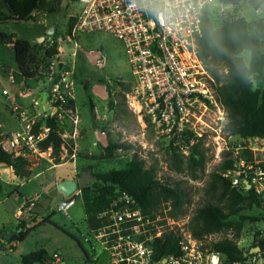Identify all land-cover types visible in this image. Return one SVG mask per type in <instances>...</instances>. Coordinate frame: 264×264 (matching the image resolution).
<instances>
[{"label":"rangeland","instance_id":"1","mask_svg":"<svg viewBox=\"0 0 264 264\" xmlns=\"http://www.w3.org/2000/svg\"><path fill=\"white\" fill-rule=\"evenodd\" d=\"M229 1L231 0H225L218 7L209 10V17L215 29L231 19L244 18L251 27L264 20V9L257 11L247 0H234L230 4ZM55 4L56 0H43L33 13L34 21L0 22V120L4 124L0 143L8 139L12 132L22 129L18 117L10 111L11 96L16 97L21 111L31 116L37 125L43 126L46 115L53 113L51 81L56 79L57 71L70 65V58L68 55L45 57L46 50L60 39V36L47 35L46 30L54 27L59 34L65 35L70 18L81 8L74 0H60L59 7H55ZM2 10L4 12V9ZM17 39L28 42L37 59V63L30 66V73L33 74L31 78H26L18 69L14 52V42ZM80 43L84 52H81L75 63V105L78 108L79 124L75 131L73 128L61 130L68 140L62 147L60 163L52 158L51 149L42 152L38 145H35L22 150L23 156L31 163L30 178L20 179L14 172L9 174L7 171L10 170H5V167L0 165V178L7 188L5 199H9L6 202L0 200V231L15 232L25 219H28L27 230L39 225L43 217H49L52 224L42 225L31 232L17 251L1 250L0 264H22V255L41 248H46L50 255L61 254L63 258L58 264H106L104 258L99 261H86L82 250L83 238L80 235L86 232V215L91 211H99L104 204L102 199H97L92 194L85 196L81 192V197L77 198L67 216L58 210L63 199L62 195H58L52 200L44 216L33 215L30 218L29 212L34 207H31V203L38 202L33 199L36 198L40 185L45 188L44 191H48L52 175L56 180L77 179L88 170L96 175L111 169H123L137 157L144 161L146 169L152 171L162 184L179 189L184 194L181 213L175 216L173 205L168 202L160 205L157 210L159 216L164 218L174 231H179V227L184 226L192 231L200 208L210 203L222 208L227 207V200L223 197L222 180L219 179L213 184V175L223 172L220 168L226 160L243 155V152L233 150V146L247 148L251 151L255 163H264L263 139L232 136L227 131L228 117L221 104V109L210 107L207 111L196 112V118H193L189 125L182 127V132L179 133L175 126L169 133L167 125H159L154 121L152 114L141 110L132 94L122 86L133 84L134 77L121 44L107 34L82 36ZM62 49L65 53L70 50L69 46L64 44ZM91 51H100L103 54V67L93 65L90 60L93 55L88 56ZM241 57L248 65L250 52L245 51ZM219 74L217 90L221 102L228 71L221 66ZM86 79H89L87 87L84 84ZM254 85L264 92V79L261 82L254 81ZM4 90L9 92L10 97L3 95ZM35 102H39L38 106H35ZM73 135L74 140L71 139ZM109 143L125 144L130 148L107 151ZM73 149L76 153L74 160L77 162L73 160L75 163L68 162L57 167L67 162ZM53 164L57 168L51 171L52 175L46 174L29 181L36 174L46 172L49 167L54 166ZM77 166L80 168L75 175ZM22 182L26 183L21 186ZM23 195L30 197L24 206L21 205ZM246 215L257 217L261 221L246 222L239 236L234 231H223L212 234L211 238L213 241L235 240L238 247L249 255L247 264H264L260 251L256 248L258 242L263 241V207H254ZM33 219L36 223H32ZM233 219L238 220L237 217ZM1 243L8 247L7 241Z\"/></svg>","mask_w":264,"mask_h":264},{"label":"built area","instance_id":"2","mask_svg":"<svg viewBox=\"0 0 264 264\" xmlns=\"http://www.w3.org/2000/svg\"><path fill=\"white\" fill-rule=\"evenodd\" d=\"M74 1L81 8L74 16L76 22L71 35L63 42L70 50L65 53L62 49L57 54V57L68 55L70 65L57 71L56 79L51 81L53 113L46 115V120L56 115L61 130L73 128L75 131L77 128L75 63L84 52L80 39L99 34H107L121 44L134 77L130 93L141 110L152 114L159 125H167L169 133L175 126L179 133L182 132L181 128L192 123L198 111H207L210 107L219 109L220 104L225 109L220 102L217 80L209 73L198 49L205 11L218 7L225 0ZM263 9L264 3L257 11ZM91 55L93 65L103 67V54L91 51L88 56ZM2 93L10 97L7 90ZM10 100V111L18 117L22 129L12 132L0 147L16 156H23L22 150L38 145L50 129L45 124L40 125L38 133H35L37 122L21 111L16 97L11 96ZM38 104L35 102V106ZM3 132L4 124L0 120V137ZM61 137L66 144V136L61 133ZM74 138L73 135L71 139ZM260 139L264 141V137ZM244 149L233 146L237 152ZM75 157L73 149L69 160ZM231 160V167L223 171L222 176L233 187L252 190L264 211V163L257 164L243 155L234 156ZM78 197H81V191L69 198L63 197L58 210L69 216V210ZM159 215L157 211L145 213L131 195L119 191L109 206L98 214L101 225L90 228L82 237L91 252L89 259L99 261L104 258L106 264H227L219 253L207 247L209 242H214L211 235L199 239L186 226V229L179 227V254L155 259L157 240L172 231L169 223ZM62 258L59 253L52 254L54 264L60 263ZM232 264H247V261Z\"/></svg>","mask_w":264,"mask_h":264},{"label":"trees","instance_id":"3","mask_svg":"<svg viewBox=\"0 0 264 264\" xmlns=\"http://www.w3.org/2000/svg\"><path fill=\"white\" fill-rule=\"evenodd\" d=\"M43 0H4L9 6L11 14L0 11V22L13 20L17 22L34 21L33 13L38 9ZM255 9H259L264 0H247ZM60 6V0H56L55 7ZM76 18L71 17L65 35L59 34L55 30L54 36H60L51 48L46 50L45 57L52 58L62 50V44L71 35ZM203 35L198 40L199 56L210 71L211 75L220 81L219 69L221 66L228 71L226 82L222 90V103L225 107L228 124L227 131L232 136L244 139L264 137V92L260 88H255L254 81L261 82L264 79V20H260L255 27H251L244 18L226 20L215 29L209 17V10L205 11L202 23ZM250 52V62L247 65L241 55ZM15 59L20 72L26 77L33 76L30 73V66L37 63L33 53V48L26 41L17 39L14 42ZM87 87L86 83H84ZM131 92V84H122ZM57 104V103H55ZM45 127L50 129L46 137L38 143L39 149L46 152L52 150V158L60 163V155L64 141L61 137L56 115H51L45 121ZM37 125L34 129L38 133ZM130 147L125 144L109 143L107 151L128 150ZM243 155L248 160H253L250 150L245 148ZM232 160H226L220 170L225 171L231 167ZM0 165L11 168L14 175L20 179L31 177V163L23 156H16L6 152L0 147ZM98 181L92 187L84 188L81 192L87 196L94 195L97 199H102L104 204L99 211L89 212L86 215V224L89 229L101 225L98 214L109 206L110 201L119 191H125L131 195L144 210L145 213L157 211L162 203L171 202L174 215L182 212L184 194L179 189H174L162 184L152 171L146 169L144 161L134 157L123 169H111L105 173L96 174ZM213 184L221 179L223 183V197L227 200V207L222 208L215 204H206L200 208L195 217V226L192 233L199 239L206 236L218 234L223 231H234L237 236L244 229L245 223L259 222L261 219L251 217L246 213L254 207H262L252 190L233 187L222 173L213 175ZM7 197V188L0 178V200ZM35 207V206H34ZM39 216V215H36ZM237 217L238 220L233 218ZM264 222V211H263ZM32 223H36L33 219ZM45 224H52L51 219L43 217L42 222L27 230V222L21 221L18 226V234L12 236L7 241L8 247L1 243L2 250L15 251L16 247L12 243H23L31 232L36 231ZM3 231H0V233ZM178 231H170L162 239L157 240L154 245V258L160 260L163 257L179 254ZM207 247L213 252L219 253L227 264L239 261H247L248 253L238 247L235 240L223 239L209 242ZM257 249H260L261 258L264 260V242H258ZM22 264H54L52 255L45 248L38 249L21 257Z\"/></svg>","mask_w":264,"mask_h":264},{"label":"water","instance_id":"4","mask_svg":"<svg viewBox=\"0 0 264 264\" xmlns=\"http://www.w3.org/2000/svg\"><path fill=\"white\" fill-rule=\"evenodd\" d=\"M55 28L51 27L46 30L47 35H54ZM40 40H44L40 39ZM89 79H86L84 83L88 84ZM98 178L97 176L93 175L91 173V170H88L85 174H81L79 178L77 179H67L59 181L56 185V188L53 189L48 196L43 199L37 206L33 207L29 215L32 218L33 215H39L44 216L47 212V209L50 207V204L54 198H57L58 195H62L65 198H69L74 193L81 191L84 188H90L92 187L94 182H97ZM249 185H247V189H249ZM25 221H28V219H25ZM18 232H6L3 231L0 233V239L10 240L13 235L18 234ZM260 251V249H257Z\"/></svg>","mask_w":264,"mask_h":264},{"label":"crops","instance_id":"5","mask_svg":"<svg viewBox=\"0 0 264 264\" xmlns=\"http://www.w3.org/2000/svg\"><path fill=\"white\" fill-rule=\"evenodd\" d=\"M2 9H4V12H8L9 14H11V12H10V8H9V6L8 5H6L5 4V2H4V0H0V11L1 12H3V10ZM3 12V13H4ZM75 161V160H74ZM68 162H73V160H67V162H64V163H62L61 165H58L57 167H59V166H63V165H65V164H67ZM75 162H77V160L75 161ZM75 162H73V163H75ZM54 165V164H53ZM56 167V165H54V166H52V167H49V169L46 171V172H41V173H38V174H36L33 178H31L29 181H31V180H34V179H38V178H40V177H42L43 175H46V174H49L48 176H50V175H52V174H50L51 173V171L52 170H54L55 168H57ZM77 168V170L75 171V175H76V173L78 172V169L80 168V166H77L76 167ZM5 170H10V171H7V172H9V174H11V172H13V170L11 169V168H4ZM50 183H49V185H51V187H49V189H48V191H44V189L45 188H43V186L42 185H40V187H39V189H38V194H36V193H34V194H36L35 195V197L36 198H34L33 200H38V202L37 203H31V207H33V206H37L40 202L39 201H41L42 199H45L47 196H48V194L53 190V189H55V185H57V183L59 182V181H62V180H67V179H55V176L54 175H52V176H50ZM55 179V180H54ZM72 179H74V178H72ZM48 181V182H49ZM47 182V181H46ZM26 182H22V184H21V186L22 185H24ZM29 198L30 197H27V196H24L23 195V197H22V200H23V202H22V204L21 205H25L26 203H27V200L29 201ZM9 199H5V200H3L2 202H6V201H8ZM85 225H86V232L84 233V232H82V233H80V235H81V237H83L88 231H89V227H88V225L86 224V219H85ZM76 229L78 230V227H76ZM8 245H9V243H8ZM12 246H14V247H16V250L15 251H17L18 250V247L21 245V243H12L11 244ZM46 249V248H45ZM82 250H83V252L85 253V256H86V261H89V255L91 254V252H90V249H89V246H88V244H85L84 243V241H83V246H82Z\"/></svg>","mask_w":264,"mask_h":264},{"label":"flooded vegetation","instance_id":"6","mask_svg":"<svg viewBox=\"0 0 264 264\" xmlns=\"http://www.w3.org/2000/svg\"><path fill=\"white\" fill-rule=\"evenodd\" d=\"M94 183H95V182H94ZM94 183H93V184H94Z\"/></svg>","mask_w":264,"mask_h":264},{"label":"bare ground","instance_id":"7","mask_svg":"<svg viewBox=\"0 0 264 264\" xmlns=\"http://www.w3.org/2000/svg\"><path fill=\"white\" fill-rule=\"evenodd\" d=\"M42 41V40H41Z\"/></svg>","mask_w":264,"mask_h":264}]
</instances>
